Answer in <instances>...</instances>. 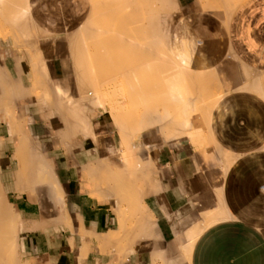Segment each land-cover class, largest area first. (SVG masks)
<instances>
[{"label": "crops", "instance_id": "crops-1", "mask_svg": "<svg viewBox=\"0 0 264 264\" xmlns=\"http://www.w3.org/2000/svg\"><path fill=\"white\" fill-rule=\"evenodd\" d=\"M35 1L43 33L33 50L0 37V264H264V0H234L240 6L228 26L195 0L181 5L171 35L183 43L187 67L216 76L213 95L224 96L207 121L197 112L183 132H123L130 144H122L109 112L98 108L94 116L91 101L84 112L93 132H82L71 110L62 112L73 120L62 118L60 102L67 104L38 54L74 94L63 29L75 27L60 14V0ZM44 86H53L52 105ZM193 232L188 260L183 237Z\"/></svg>", "mask_w": 264, "mask_h": 264}, {"label": "bare ground", "instance_id": "bare-ground-1", "mask_svg": "<svg viewBox=\"0 0 264 264\" xmlns=\"http://www.w3.org/2000/svg\"><path fill=\"white\" fill-rule=\"evenodd\" d=\"M51 1L54 2V0ZM184 1L187 2L188 0ZM195 1L197 3L198 9H200L201 11H206L215 14L226 26L229 25L233 14L235 13L236 9H238V7L240 6L233 3L235 2L234 0ZM238 1H240V3H245V0ZM35 2V0H0V37H11L14 42V46L17 49H22L26 46H29L33 50L34 40L36 39L37 43V37L43 33L39 25L41 15L39 14V11L36 8ZM181 5L182 1L180 0H60V14L63 15L65 18L70 19V22L75 27V30L73 32H71L70 26L65 27L63 29V31L67 35L69 55L71 56L72 64L74 67L73 71L75 80L70 81L75 86L74 94H70L71 89L69 90V88L71 86L69 88L61 87L58 81H55L51 76H49L50 73L48 74L46 68L47 66H45L44 63L45 60L43 61V59H41L42 55L38 54V58L40 59L41 64V66H39L42 67L44 75L46 76L47 80H52L51 83L53 82V84L55 85L57 89L56 92H58L59 96H61L62 99L65 100L64 102H66L67 104L66 107L60 102V106L62 105V108H60L62 109L60 111V114H63V109H65L68 114H71V116L73 114L72 112H74V116L77 117V120L74 121L78 122V128L81 129L82 132H93L91 116H87L84 112V105L85 103H88L86 101H91L92 103L89 102L90 106L87 107L94 109V116L96 115V110L98 108H101L104 112L110 113V116H112L113 119L114 126L117 129V132L121 133L119 136H122V144H130L127 135L126 139L124 140L125 137L123 136V132H136V130H138L137 132H139V134L146 130H153L154 132L159 133L183 132V130L185 129L193 128L192 116L197 112H202V119H204L205 117L206 120L205 115L210 113L215 104L224 95L221 91L220 92L222 93V95H213L214 87L211 83L213 82V79H215L216 76L213 77V74L205 72L203 70L193 71L192 69H189V67H187L188 63L186 62V59L184 57V52H182L185 50V48L183 47L184 45L178 40L177 37H172L171 35L170 21L173 17V14L181 10ZM38 52L40 53V51ZM34 57L36 56L34 55ZM35 66L34 69L36 68ZM35 72L39 75L40 81L43 84L45 79L43 81V78L40 75V71L38 73V71H36L35 69ZM37 76L35 75V77ZM121 77L126 79L128 81V84H120L119 78ZM38 80L36 81L38 82ZM32 81H34L33 78ZM12 85H14V83H12ZM15 86H17L16 83ZM48 86H44L46 87V89H43L50 91H47V93L49 94H47L48 96H46L50 97L49 95H51L50 100L48 102H50V105H52L51 101L55 100L56 97L55 99H52V97L54 98V95H52L54 89L53 91H51L53 86L50 88L51 90L47 88ZM101 87H105L104 89L108 90H105L107 92L106 94H102L100 90H98ZM9 88L11 87H8V89ZM125 89H131L129 90V92H127V94H129L128 100L130 103L134 100L133 102H135L137 105L136 111L134 110L135 112H137V114H133L134 119L131 112H119L121 109L119 107L120 100L124 99V96L121 97V92ZM166 89L173 90H169V92H166ZM23 90L27 91V88ZM9 91L11 92L12 90ZM29 93L30 92H28V94ZM31 94H33L32 91ZM45 94L46 93H44L43 96ZM100 94L104 95L109 100L104 101L102 97H100ZM155 95L163 99L162 110H159L158 102L154 101L155 99H153L155 98ZM75 97H77V101L74 100ZM106 102H108L109 106H107ZM10 105H12V103ZM91 105H93V107H91ZM64 106L67 109L64 108ZM65 110L63 114L64 116L62 118L64 119L65 117L66 123H69V120L72 118H70L69 115L68 117L70 119L67 117V113H65ZM70 110L72 111L71 113ZM179 114H181V123L179 122ZM121 116H127L128 121H125L124 117L122 118ZM76 117H74V119ZM139 122L141 123L139 124ZM136 123L137 125H139L137 129L135 127ZM15 125H17V123L15 124L14 122V126ZM134 129L135 131H133ZM19 130L20 129H18L17 131ZM90 135L94 137L93 133H90ZM163 137L168 142V138L164 133ZM26 142L28 143V141L25 140V144L27 147ZM23 148L24 150L27 149L24 146ZM142 149L144 148L142 147ZM22 150L23 149H21V151ZM21 151H18L19 153H17L19 157L20 153L22 154L23 152ZM30 154H28L29 158ZM143 154H145L144 151ZM226 154L224 153V155ZM18 156H16V158ZM131 156L132 155H128V159L130 157V161L134 160V157L131 158ZM41 158L42 157H40V159ZM117 158L122 159V161H128L127 156L124 155L119 154ZM20 159H23V157L19 158V162ZM231 162L227 163L231 164ZM227 163L226 166L228 165ZM139 165L140 164H137V166ZM137 166L136 168L139 169ZM228 167H225L226 172ZM30 168L32 170V167ZM48 168L51 167L48 166ZM28 170L29 169H27L26 171ZM34 170L35 169H33V171ZM37 170L39 169L35 170L36 174L37 172L41 173L40 170ZM92 170L94 171V169ZM138 171L142 170L139 169ZM20 173H22V171ZM128 173L130 172L128 171ZM26 174V177H29L28 175L30 174H28V172ZM46 174L47 172L44 174V176ZM138 174L141 173L138 172ZM44 176H42V178H44ZM47 176H49V174H47ZM51 176H54L53 172ZM118 176L116 177L120 179V176ZM46 177L42 180H45ZM50 179L51 178L47 180ZM19 181L21 182L22 180ZM28 181L30 182V187H32L34 184L31 185V180L28 179ZM52 182L54 183V185H56L54 181ZM120 182L121 181H119V183ZM121 183L123 184L124 182L122 181ZM46 184H50V186H53V184L51 185V183ZM115 184L117 189H120L119 187L121 184ZM123 185H125V188L121 187V189L123 188L125 191L131 190L127 188L126 184ZM50 186L48 188H50ZM48 188L46 191L49 190ZM130 193L132 192L130 191ZM124 194L127 196V193ZM47 195L50 194L46 193V196ZM132 195L130 198L131 200L128 198L130 200V205H133L132 201L134 200L132 198L136 197V194L133 196ZM128 196H130V194H128ZM124 198L125 197H123V199ZM127 201L128 200L126 199L125 202ZM122 206L123 204L121 205V207ZM1 222H3V220ZM14 222H18L17 219ZM14 222L9 223L14 225ZM17 225L15 224V226ZM13 229L15 230V227ZM131 229L132 228H130V230ZM198 232L189 233L186 235V238L183 237L184 239H186L184 240L186 241V243L182 241L183 238H180V242L182 241L180 245L184 243L182 245L183 253L185 254V256H187L188 260L191 256V251L194 246V241L198 235ZM1 235L2 234L0 233V236ZM15 236L13 234L10 237L7 236V238L12 241V239L16 238ZM108 238L109 237H107V239ZM13 241L14 243H16L15 240ZM122 251L123 250H121V252ZM1 255L2 254H0V256Z\"/></svg>", "mask_w": 264, "mask_h": 264}, {"label": "rangeland", "instance_id": "rangeland-1", "mask_svg": "<svg viewBox=\"0 0 264 264\" xmlns=\"http://www.w3.org/2000/svg\"><path fill=\"white\" fill-rule=\"evenodd\" d=\"M180 1H182V4L183 3H185V1L184 0H180ZM237 4V3H236ZM119 81H120V84H122V85H126V84H128V81L126 80V79H124L123 77H121V78H119ZM156 84V83H155ZM102 88V89H101ZM101 88H99L98 90H100V92L102 93V94H106L107 92L106 91H108L107 89H104L105 87H101ZM97 90V89H96ZM97 90V91H98ZM106 90V91H105ZM129 90H131V89H125V90H123L122 92H121V97L122 96H124V99H121L120 100V105H119V107L121 108L120 109V111L119 112H122V111H128V112H131L132 113V115L133 114H137V112H135L136 111V108H137V105H136V103L135 102H133V101H131V103L129 102V100H128V95L129 94H127V92H129ZM169 90L171 91V90H173V89H166V92L168 91L169 92ZM102 94H100V97H102V99L104 100V101H106V100H109L107 97H105L104 95H102ZM106 98V99H105ZM153 99H155L154 101H157L158 102V108H159V110H162V107H163V99L161 98V97H159V96H157V95H155V98H153ZM106 104H107V106H109L108 105V102H106ZM135 110V111H134ZM122 118L124 117V119H125V121H128L127 120V116H121ZM178 117L180 118V123L182 122V120H181V114H179L178 115ZM136 118H137V116H136ZM133 119H134V115H133ZM141 122H139V124H140ZM135 127H136V129H137V127H139V125H137V123L135 124ZM138 130H136V132H137ZM188 132V131H187Z\"/></svg>", "mask_w": 264, "mask_h": 264}]
</instances>
